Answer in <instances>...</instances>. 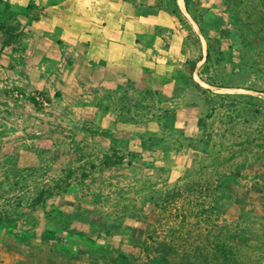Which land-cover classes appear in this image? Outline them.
I'll return each mask as SVG.
<instances>
[{
  "label": "crops",
  "instance_id": "1",
  "mask_svg": "<svg viewBox=\"0 0 264 264\" xmlns=\"http://www.w3.org/2000/svg\"><path fill=\"white\" fill-rule=\"evenodd\" d=\"M187 9L221 24L198 20L200 33L183 0H0V88L86 113L85 144L119 162L98 173L133 175L109 202L71 188L31 208L14 192L30 188L35 157L0 121V264H159L152 256L169 255L146 247V229L166 239L163 195L186 188L218 147L220 108L198 73L213 50L235 58L241 45L229 17L248 16L231 0H188Z\"/></svg>",
  "mask_w": 264,
  "mask_h": 264
},
{
  "label": "rangeland",
  "instance_id": "2",
  "mask_svg": "<svg viewBox=\"0 0 264 264\" xmlns=\"http://www.w3.org/2000/svg\"><path fill=\"white\" fill-rule=\"evenodd\" d=\"M231 1L245 7L248 13L247 19L243 15L229 17L228 24L234 21L232 29L241 48L234 49L235 58L228 63L220 58L223 53L213 50L206 67L198 73L199 78L220 86L203 90V94L213 96L209 98L211 106H222L212 117L217 122L218 147L215 145L207 153L204 164L181 182L186 188L163 195V208L167 211L164 215L169 220L163 226L168 232L166 239L156 237L155 229H146L152 238L147 248L168 249L167 256H152L159 264H264V207L254 192L252 198L232 181L219 184L214 172L218 159L236 152L237 140L251 133L242 123L245 118L251 122L244 107H230L231 101L220 102L214 95H242L264 103V95L259 93L264 90V0ZM185 13L190 19L192 15L197 23L203 20L206 24H221L218 19L199 13L186 10ZM182 16L189 25L183 13ZM233 88L250 92L244 94ZM5 91L0 88V121L13 125L16 137L26 141L19 146L35 157L24 179L30 188L27 192L15 191L16 197L24 201L31 199L40 187L59 183L66 176H69L67 191L72 188L76 195L104 202L115 200L132 185L133 175L115 177L98 173L100 151L84 142L93 133L85 126L86 113L55 107L53 96L36 93L24 96L15 90ZM235 116L237 120H233ZM149 183V177L143 176L142 186ZM190 186L192 192L188 191ZM148 195L147 192L143 197Z\"/></svg>",
  "mask_w": 264,
  "mask_h": 264
},
{
  "label": "trees",
  "instance_id": "3",
  "mask_svg": "<svg viewBox=\"0 0 264 264\" xmlns=\"http://www.w3.org/2000/svg\"><path fill=\"white\" fill-rule=\"evenodd\" d=\"M183 3L185 10L188 12V0H183ZM191 19L201 33L200 27L192 15ZM9 39L10 38L7 37L6 41L9 42ZM206 58L208 59V53ZM205 67L206 65H204L202 69ZM199 79L209 86H216L206 79ZM259 93L264 94V90L259 91ZM214 96V98L220 102L231 101L232 105H230V107L241 105L244 107L246 114L248 113L251 120L250 122L246 118L242 119V123L247 125L246 128L250 130L251 133L246 134L245 139L237 140L235 147L237 151L230 153L228 157H221L218 159L217 166L214 168L215 176L218 178L217 182L219 184H225L228 181H232V184L246 189L248 193L254 192L258 197L257 201L264 207V103L253 98L235 94ZM219 108H222V106ZM237 119L238 117H233V120ZM117 164H119V162L110 157L99 162V166L102 168H110ZM91 168L93 167H90V169ZM68 179L69 176H66L62 178L59 183H52L51 185L40 188L30 199L29 206L33 208V206L39 202L47 200L53 195L65 193L69 188ZM235 180L237 182L234 183ZM18 200H21V198H18Z\"/></svg>",
  "mask_w": 264,
  "mask_h": 264
}]
</instances>
